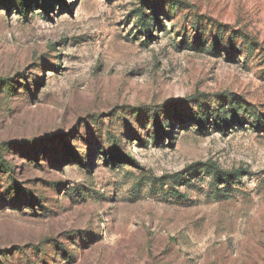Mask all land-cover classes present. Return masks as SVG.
<instances>
[{"label": "rangeland", "instance_id": "1", "mask_svg": "<svg viewBox=\"0 0 264 264\" xmlns=\"http://www.w3.org/2000/svg\"><path fill=\"white\" fill-rule=\"evenodd\" d=\"M0 264H264V0H0Z\"/></svg>", "mask_w": 264, "mask_h": 264}, {"label": "trees", "instance_id": "2", "mask_svg": "<svg viewBox=\"0 0 264 264\" xmlns=\"http://www.w3.org/2000/svg\"><path fill=\"white\" fill-rule=\"evenodd\" d=\"M232 105V104H231Z\"/></svg>", "mask_w": 264, "mask_h": 264}]
</instances>
